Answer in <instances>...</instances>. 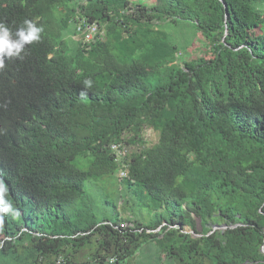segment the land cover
Segmentation results:
<instances>
[{
	"label": "trees",
	"instance_id": "obj_1",
	"mask_svg": "<svg viewBox=\"0 0 264 264\" xmlns=\"http://www.w3.org/2000/svg\"><path fill=\"white\" fill-rule=\"evenodd\" d=\"M25 19L41 40L0 71V264H130L150 243L176 264H264V0H0V22ZM80 19L102 35L71 53ZM180 21L203 57L160 28ZM114 177L121 209L156 218L99 220L88 183Z\"/></svg>",
	"mask_w": 264,
	"mask_h": 264
},
{
	"label": "rangeland",
	"instance_id": "obj_2",
	"mask_svg": "<svg viewBox=\"0 0 264 264\" xmlns=\"http://www.w3.org/2000/svg\"><path fill=\"white\" fill-rule=\"evenodd\" d=\"M132 3H142L146 6H153L158 3V0H130ZM75 25L72 24L67 31L68 45L70 52L74 53L78 48V42L71 36L74 33ZM169 39L178 46L181 50L180 59L182 61L190 60L197 57H203L205 52L209 50V46L202 34H199L195 26L191 22L180 21L177 24L164 23L160 25ZM79 39V38H77ZM144 139L147 147H151L158 142L159 134L152 129L146 128L144 131ZM135 148L130 147V152ZM88 191L90 196L95 202V213L99 220L108 218L113 220L119 213L126 219L129 214L141 219L145 222H150L155 219V213H150L144 207L131 206L128 208V214L124 208L121 209V200L119 187L117 186L115 177L107 178L104 182L95 184L94 182L88 183ZM107 201L110 203L108 204ZM117 206V209L115 208ZM199 230H201L200 221L197 220ZM188 231L190 229L186 227ZM136 260H132L130 264H176L170 259L163 256L160 249L154 243L146 245L140 252Z\"/></svg>",
	"mask_w": 264,
	"mask_h": 264
},
{
	"label": "clouds",
	"instance_id": "obj_3",
	"mask_svg": "<svg viewBox=\"0 0 264 264\" xmlns=\"http://www.w3.org/2000/svg\"><path fill=\"white\" fill-rule=\"evenodd\" d=\"M42 32V27H38L35 22L28 19H25L23 24L15 30L8 24L0 22V71L4 70L6 60H23L27 55V46L39 42ZM84 86L91 88L92 81L85 80ZM4 190L3 181L0 180V192ZM8 212H12L11 204L0 207V213Z\"/></svg>",
	"mask_w": 264,
	"mask_h": 264
},
{
	"label": "built area",
	"instance_id": "obj_4",
	"mask_svg": "<svg viewBox=\"0 0 264 264\" xmlns=\"http://www.w3.org/2000/svg\"><path fill=\"white\" fill-rule=\"evenodd\" d=\"M77 33L81 35L84 44H91L100 39L102 35L101 28L97 23H88L85 19H80L76 27ZM112 150L117 156V161H120L122 157L129 153V147L125 144H115L112 146ZM120 178H126L128 175V166L124 163L121 165ZM107 264H116L114 258L109 259Z\"/></svg>",
	"mask_w": 264,
	"mask_h": 264
},
{
	"label": "crops",
	"instance_id": "obj_5",
	"mask_svg": "<svg viewBox=\"0 0 264 264\" xmlns=\"http://www.w3.org/2000/svg\"><path fill=\"white\" fill-rule=\"evenodd\" d=\"M73 38L76 40V41H78V40H81L82 38H81V35H79V34H77V35H73ZM77 38H79V39H77Z\"/></svg>",
	"mask_w": 264,
	"mask_h": 264
},
{
	"label": "water",
	"instance_id": "obj_6",
	"mask_svg": "<svg viewBox=\"0 0 264 264\" xmlns=\"http://www.w3.org/2000/svg\"><path fill=\"white\" fill-rule=\"evenodd\" d=\"M220 1H222V0H220ZM226 11H227V8H226ZM215 228H217V227H215ZM186 232H187V233L194 234V232H193L192 230L188 231V230L186 229ZM263 252H264V249H263Z\"/></svg>",
	"mask_w": 264,
	"mask_h": 264
}]
</instances>
